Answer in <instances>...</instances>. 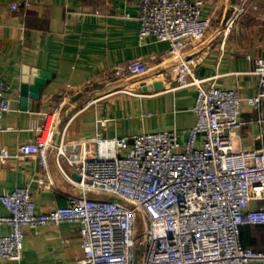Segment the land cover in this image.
<instances>
[{"label": "built area", "instance_id": "obj_1", "mask_svg": "<svg viewBox=\"0 0 264 264\" xmlns=\"http://www.w3.org/2000/svg\"><path fill=\"white\" fill-rule=\"evenodd\" d=\"M135 1L140 39L166 43L167 59L173 62L167 71L171 81L177 89L196 90L195 125L184 133L185 141L173 131L111 140L97 133L88 141L67 142L58 129V112L41 114L35 140L16 155L0 148V165L35 157L46 170L51 155L77 194L70 195L65 207L42 214L29 188L0 197L8 211L0 216V229H10L0 236V261L23 259L26 230L75 224L84 256L78 264H264V252L244 249L240 240L242 228L264 227V205L255 206L264 203V149H235L244 108L260 111L264 104V57H246L258 79L255 97L242 99L235 88L207 86L196 77L189 52L211 28L202 14L203 2ZM33 2L15 0L10 10L28 11ZM250 8L258 11L257 4ZM246 11L232 6L222 27V46ZM149 72L146 63L134 60L114 75L140 78ZM10 106L0 77V133Z\"/></svg>", "mask_w": 264, "mask_h": 264}, {"label": "crops", "instance_id": "obj_2", "mask_svg": "<svg viewBox=\"0 0 264 264\" xmlns=\"http://www.w3.org/2000/svg\"><path fill=\"white\" fill-rule=\"evenodd\" d=\"M14 1L0 0V77L11 103L0 148L16 155L22 145L35 140L40 115L54 112L67 142L88 141L97 133L111 140L173 131L181 133L182 141L187 139L184 133L196 122V90L177 89L171 81L167 71L173 62L167 59L166 43L140 39L135 0H34L30 10L17 13L10 10ZM190 1L203 2V17L212 22L205 38L189 48L196 77L207 86L235 88L242 99L255 97L258 79L246 57H264V0ZM251 4H257L258 11ZM232 6L247 11L222 46L221 31ZM134 60L148 65L147 76L115 77L116 69ZM34 81L37 98H30V93L24 98L22 86ZM156 83L163 89L142 92ZM242 120L235 149H264V104L260 111L244 108ZM88 152L94 155L92 144ZM62 169L77 180L65 165ZM25 187L41 214L65 207L70 195L77 194L51 155L46 170L35 157L0 165V197ZM0 216H8L1 202ZM9 233L8 227L0 229V236ZM240 240L244 249L264 252V227L242 228ZM83 257L79 227L62 224L26 230L23 259L0 264H78Z\"/></svg>", "mask_w": 264, "mask_h": 264}, {"label": "water", "instance_id": "obj_3", "mask_svg": "<svg viewBox=\"0 0 264 264\" xmlns=\"http://www.w3.org/2000/svg\"><path fill=\"white\" fill-rule=\"evenodd\" d=\"M36 84H37V82H36ZM35 86H36L35 85V81L33 82L32 86H30L29 83H24V85L22 86L23 97L25 98L27 96V93H30L29 94L30 98L36 99L37 98L38 88H37V86L36 87ZM162 89H163V85L160 84V83H156V84H153V85H151L149 87L143 88L142 92L143 93H152V92L160 91ZM24 101H26V100L24 99Z\"/></svg>", "mask_w": 264, "mask_h": 264}]
</instances>
